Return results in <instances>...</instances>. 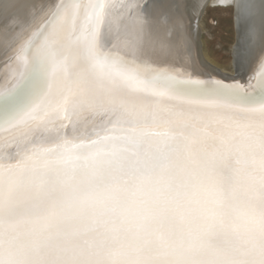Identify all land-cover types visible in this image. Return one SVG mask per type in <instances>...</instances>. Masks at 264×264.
I'll use <instances>...</instances> for the list:
<instances>
[{
    "label": "snow or ice",
    "instance_id": "1",
    "mask_svg": "<svg viewBox=\"0 0 264 264\" xmlns=\"http://www.w3.org/2000/svg\"><path fill=\"white\" fill-rule=\"evenodd\" d=\"M112 7L40 0L12 31L0 264H264V72L218 77L167 0Z\"/></svg>",
    "mask_w": 264,
    "mask_h": 264
},
{
    "label": "bare ground",
    "instance_id": "2",
    "mask_svg": "<svg viewBox=\"0 0 264 264\" xmlns=\"http://www.w3.org/2000/svg\"><path fill=\"white\" fill-rule=\"evenodd\" d=\"M115 1L102 0V2L109 5H113ZM203 1L180 0L176 4V8L183 11V13H188L193 18L194 13L196 14ZM82 2L87 3L90 0H82ZM39 3L40 0H0V93L12 87L19 77L20 62L15 58L10 62H5L6 45L10 42L12 31L15 26L29 22L33 7ZM134 3L135 0H131L116 13L110 9L113 19L127 18L130 11L132 15H135V11L131 7ZM210 4L209 7H231L232 9L235 6V18H233L239 20L238 32L237 34L235 32V34L239 36L240 42L236 41L233 45L232 57L234 56L238 59L240 69L237 71L232 65L233 71L227 73L220 71V69L208 63L204 58L200 62H203L202 64L206 65L210 71L225 80L237 78L247 82L246 75L256 62L264 44V0H210ZM42 19L43 16H40L36 22ZM78 25L79 21H77ZM184 26L192 42H195L192 24L190 25L185 21ZM33 28L34 25L28 29L29 34H31ZM165 36L168 39H172L173 34L167 31ZM136 39L137 37L132 35L131 32H121L118 36L114 34L113 43L120 51H126ZM23 43L24 40H21L16 44L17 53ZM261 72H264V68ZM0 124H2V120H0ZM19 134V132H9L5 129H0V150L5 148L6 142L11 143Z\"/></svg>",
    "mask_w": 264,
    "mask_h": 264
},
{
    "label": "rangeland",
    "instance_id": "3",
    "mask_svg": "<svg viewBox=\"0 0 264 264\" xmlns=\"http://www.w3.org/2000/svg\"><path fill=\"white\" fill-rule=\"evenodd\" d=\"M233 17L231 7L208 6L199 23L200 51L203 58L220 71L227 73L238 66V62L234 56L232 57V47L237 39Z\"/></svg>",
    "mask_w": 264,
    "mask_h": 264
},
{
    "label": "water",
    "instance_id": "4",
    "mask_svg": "<svg viewBox=\"0 0 264 264\" xmlns=\"http://www.w3.org/2000/svg\"><path fill=\"white\" fill-rule=\"evenodd\" d=\"M179 1L180 0H167V3L170 5V7L168 8V16L162 17L161 18V22L162 23L169 22L172 18L178 17V18H180V19L183 20V23L184 24H185V21H186V23H188L190 25L192 24V26H193V32H194V35H195V42H193V44L195 45V52L198 55L199 60L201 61V60H203V57H202V53L200 51V31H199V23H200V20H201L202 15L204 14V11H205L206 7H208L209 5H211L210 4V0H204L203 1V3L201 4L200 8L196 12V14L194 13V17L193 18H191L188 13H183V11L178 10L176 8V4ZM129 2H131V0H116L113 3V7L111 8V10H113L114 13L119 12L123 8V6L125 4H127V3H129ZM233 14H234V18H235V6L233 8ZM234 25H235V30H236V34H237L238 27H239V20L234 19ZM169 29H170V31H169ZM167 31L170 32L171 34H173L172 39H175L176 38V34L173 31L170 23H169V27L167 28ZM236 41L238 43L240 42V38H239L238 35H237ZM262 51H264V44L262 46L261 52ZM235 60H236V62H238V59L237 58H235ZM201 63H203V62H201ZM238 66H239V62H238ZM238 66H235L234 67L237 71L240 69ZM263 68H264V64H258L257 63V60H256V62L253 64V66L250 68L249 72L246 75L247 82H244V81H242L240 79H237V78H236V80L239 81L244 86L245 90H250V85H251V83H254V79L250 81L248 79L249 75L252 74V73H255V77H258L259 74H260V72H261V70ZM227 80L230 81L232 79H227Z\"/></svg>",
    "mask_w": 264,
    "mask_h": 264
}]
</instances>
